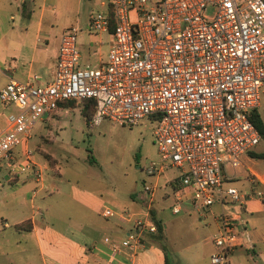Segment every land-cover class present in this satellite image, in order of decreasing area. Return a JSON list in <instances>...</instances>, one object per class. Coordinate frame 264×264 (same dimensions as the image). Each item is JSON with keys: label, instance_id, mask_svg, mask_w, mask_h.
Returning <instances> with one entry per match:
<instances>
[{"label": "built area", "instance_id": "built-area-1", "mask_svg": "<svg viewBox=\"0 0 264 264\" xmlns=\"http://www.w3.org/2000/svg\"><path fill=\"white\" fill-rule=\"evenodd\" d=\"M99 3L88 15L87 31H107L111 39L97 67L80 65L76 28L70 27L59 36L47 82L9 78L0 86V102L15 108L0 119V165L38 177L27 145L33 124L53 113L60 100L91 98L89 124L107 118L133 125L154 115L152 141L158 158L149 160L145 172L180 168L172 178V212L180 210L186 198L194 206L237 202L243 207L248 196L264 201L258 176L250 178L248 193L221 185L224 165H239L240 156L260 139L248 112L257 107L264 83V0ZM153 192L154 187L145 184L136 195L149 204ZM101 214L130 215L106 205ZM133 217V228L122 239L103 236L108 261L121 252L129 261L122 264H130L139 232L155 230L144 217ZM212 239L210 264H235L229 251L249 235L242 220L229 212L220 215Z\"/></svg>", "mask_w": 264, "mask_h": 264}, {"label": "crops", "instance_id": "crops-1", "mask_svg": "<svg viewBox=\"0 0 264 264\" xmlns=\"http://www.w3.org/2000/svg\"><path fill=\"white\" fill-rule=\"evenodd\" d=\"M46 1L0 0V14H2L0 15V59H9L10 62L6 68L0 66V73L4 75L0 86L9 78L16 80L34 78L33 80L37 81L36 84H42L52 77L57 47L53 45L54 35L50 28L52 24L59 21L55 15L52 20L50 15L46 14L47 6L51 7L50 10H54L53 3H46ZM90 1H93L97 9L101 6L99 0H87V3ZM90 10L86 12L85 21L80 22L81 19L76 14L73 18L68 16V23L63 25L76 28L79 63L83 52L80 48L88 49L92 44L98 47L104 38L107 50L111 39L107 31L88 33L87 23ZM46 15L47 25L44 24ZM3 16L11 21L3 22ZM58 28L62 30L63 27L61 25ZM98 58L100 64L102 59ZM47 67L49 68L48 73L42 77V72ZM263 99L264 83L256 107L260 117L264 110ZM2 105L0 106V119L5 113L3 108L5 105ZM9 107L5 106L6 109ZM254 146L240 156L239 165L230 166L231 174H227L223 169L221 185H232L248 193L252 188L250 178L255 175L260 179L257 187L264 190V171L256 169L253 165L256 163L253 158L256 157L249 152L260 151L254 150ZM48 155V159L44 157L46 162H38L32 158L39 170L38 177L28 171L17 172L15 167H4L3 175L9 184L6 188H0V214L4 219L0 222V230L9 227L17 233H27V235L22 234L18 237L23 238L25 244L31 239L40 261L30 260L24 264H122V262H129L121 252L117 253L112 261H108V247L103 241V236L122 239L126 232L133 228V216H142L147 222L153 223L148 215L151 208L157 218L152 205L153 201L161 200L169 196V193L174 200L172 190L175 184L172 178L179 173L167 175L164 170L158 174L153 173L150 181L154 187L151 203L146 204L145 200L140 198L142 204H139H141L140 207L143 206V209L132 208L128 211L114 208L116 211L128 212L130 215L121 218L114 214L113 219L102 221L100 217L105 216L101 214V208L105 203L98 195L101 186L91 189L89 185L77 183L78 173L71 171L72 177L67 176L61 167L56 165L57 159L53 155ZM166 186H168L167 190ZM129 194L131 198L137 197L136 190ZM132 203L133 201L129 202L127 208L133 207ZM182 205L184 211L194 210L198 216H207L206 212L199 211L200 207H205V211H209V220L207 218L203 221L209 231H212L207 234L205 228L204 230L196 228L195 232L192 231L185 236L184 264H210L208 257L215 249L212 235L219 229L220 215L229 212L235 213L236 217L242 220L249 235L248 241L234 246L229 251V260L235 264H264V201L255 196H248L245 198L243 207L237 206L236 209H232L231 206L218 202L207 206H194L186 198ZM18 222L24 224L23 227L16 229L13 225ZM241 226L238 220L235 227L240 229ZM199 234H201L200 237ZM138 235L139 241L130 257V264H143L149 253L154 255L157 253L149 243L152 240L149 231H140ZM15 252V249H5L1 250L0 254L5 255L7 264H13Z\"/></svg>", "mask_w": 264, "mask_h": 264}, {"label": "rangeland", "instance_id": "rangeland-1", "mask_svg": "<svg viewBox=\"0 0 264 264\" xmlns=\"http://www.w3.org/2000/svg\"><path fill=\"white\" fill-rule=\"evenodd\" d=\"M92 2L87 3V0L46 1V3H53L52 5L54 6V10H50L51 7L47 6L46 14L50 15L52 20L55 15L57 21H59L52 24L50 28L54 35V46H58V36H60L61 32L70 28V26H63L68 23V16L73 18L77 14L81 19L80 22L85 21L86 12L90 9H92L90 12L97 9ZM209 11H211V8H208L207 13ZM47 15L44 19L45 25H47ZM2 20L3 22L11 21L5 16L2 17ZM61 25L63 27L62 30L58 28ZM80 49L83 51L80 65L97 67L99 65L98 57L102 60L105 58L106 42L103 38L98 47L92 44L88 49L85 47ZM51 61L53 62V57ZM8 63H10L9 59H0L1 67H8L10 65ZM48 70L49 68L47 67L42 72V77H45ZM3 76L0 73V83H2ZM33 79L27 80L36 83L37 81ZM0 106H3L1 102ZM80 106L81 104L78 102L72 107H59L50 115H44L41 120L33 124L30 137L27 140V145L32 149V158L38 162H46L43 153L53 155L57 159L56 165L61 167L67 176H71V171L78 173L77 183L89 185L91 189L101 186V191L98 192V195L101 196L100 198L105 205L112 209H125L128 211L132 208L143 209V206L140 207L142 204L140 197L131 198L129 193L133 190L137 192L145 184L151 185L150 181L153 174L146 173L145 166L150 159L158 158L152 141L153 122L144 117L137 124L127 125L118 124L103 118L98 124L93 125L85 122V118L80 113ZM3 108L5 112L7 110H15L11 105L7 109L5 106ZM261 119L264 123V110ZM263 146L264 142L259 139L254 146V150H261ZM17 148H20V146ZM17 148H15V152L18 151ZM253 159L256 160V163L253 164L256 169L264 171V158L256 157ZM4 167H7L5 163L0 165L1 189L6 188L9 184L3 175L5 172ZM224 171L227 174H231L232 168L225 164ZM164 172L167 175L177 174L180 172V168L168 166L164 169ZM165 189L167 190L168 186ZM131 201H133V207L127 208L128 203ZM153 202L154 204L152 205L155 208L156 217L162 226L163 236L160 240L152 239L149 241L157 253L155 255L149 253L143 264H162V251L165 252L168 263L184 264L185 236H188L192 231L195 232L196 228L201 230L205 228L207 234L212 233L203 221L207 218L209 220V211H205V207H200L199 211L201 213L206 212L207 216H198L194 210L184 211V206L182 205L180 210L172 212L171 204L173 203V198L170 193L169 196ZM231 206L232 209H236L240 205L234 202ZM216 211H218V208H216ZM148 215L151 217L150 213ZM114 216H101L100 220L107 221L113 219ZM3 221V216L0 214V222ZM22 234L27 235V233H17L9 227L0 230V251L15 249L13 264H24L30 260L39 262V255L34 250L33 242L29 239L27 244H25V240L18 237ZM200 236L201 234H199ZM44 253L47 258L45 251ZM6 262L7 258L5 255L0 254V264H7Z\"/></svg>", "mask_w": 264, "mask_h": 264}, {"label": "trees", "instance_id": "trees-1", "mask_svg": "<svg viewBox=\"0 0 264 264\" xmlns=\"http://www.w3.org/2000/svg\"><path fill=\"white\" fill-rule=\"evenodd\" d=\"M112 24L110 23V28H111ZM79 102V104H81L80 106V113L83 115V117L85 118V122L88 121L89 117L92 114L93 108H94V104H93V100L91 98H82L79 100L76 99H64V100H60L58 101V106L60 107H72L75 104H77ZM147 118L152 121L154 123V115H149L147 116ZM248 118L250 119V121L253 123V125L255 126V128L257 129L259 135H260V139L264 142V123L260 117V114L257 110V108H253L248 112ZM251 153V155L255 156V157H261L264 158V148L260 151L257 152H252L249 151ZM43 156L48 159L49 155L47 153H43ZM149 213L151 215V219L155 225V230L154 231H149V236L152 239H161L163 234H162V226L161 223L159 221V219L155 218L154 216V212L153 210L150 208L149 209ZM23 222H18L15 223L13 226L14 228L18 229L23 227ZM163 264H170L167 261L165 252L163 251Z\"/></svg>", "mask_w": 264, "mask_h": 264}]
</instances>
